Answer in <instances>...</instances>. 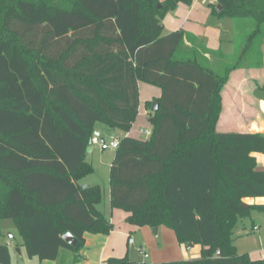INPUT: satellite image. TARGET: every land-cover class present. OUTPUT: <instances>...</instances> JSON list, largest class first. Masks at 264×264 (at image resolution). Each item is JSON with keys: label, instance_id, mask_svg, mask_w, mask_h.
<instances>
[{"label": "trees", "instance_id": "trees-1", "mask_svg": "<svg viewBox=\"0 0 264 264\" xmlns=\"http://www.w3.org/2000/svg\"><path fill=\"white\" fill-rule=\"evenodd\" d=\"M192 1L0 0V220L13 222L28 257L66 264L72 253L74 264L87 233L114 229L97 208L102 186L80 180L95 171L86 158L96 124L130 131L145 82L162 90L153 130L148 139L120 138L111 206L130 212L132 225L167 226L179 243L200 244L202 255L163 263L126 255L107 264H264L239 254L234 236L253 207L264 210L243 205L264 197L254 155L264 153V133L217 129L230 72L251 64L264 42V0L211 6L246 30L223 73L206 64V48L186 45L183 30L164 32L166 14ZM0 264H12L2 241Z\"/></svg>", "mask_w": 264, "mask_h": 264}, {"label": "crops", "instance_id": "crops-1", "mask_svg": "<svg viewBox=\"0 0 264 264\" xmlns=\"http://www.w3.org/2000/svg\"><path fill=\"white\" fill-rule=\"evenodd\" d=\"M213 4L215 2L212 0H193L191 4L179 3L174 11L168 12L164 17V32L183 30L186 45H197L206 48L207 51L204 53L206 64L216 72L223 73L225 68L236 60L238 48L236 36L246 30L241 22H237L230 17L220 18L213 15L211 8ZM253 51H255V54L261 53V59L257 58L252 60L251 64H245L232 70L229 80L222 89V111L217 122L218 131L264 133V42L261 47L255 48ZM139 92V113L130 131L125 132L121 129L111 128L104 123L96 124V128L101 130L100 137H103L105 141H110L113 138L120 139L123 136H132L139 139L150 137L145 133L146 130H153V110L149 104L161 97L162 90L155 85L139 82ZM105 129L109 130L105 131ZM143 135L147 137H143ZM89 153L87 152V154ZM115 154L116 149L115 153L109 157L111 164ZM254 155L260 167L264 168V154L254 153ZM86 159L88 160V155ZM80 183L88 186L97 184L102 186L103 200L97 205V208L110 219L114 229L108 235L87 233L86 247L83 251L84 258L74 264H107L106 261L111 257L121 258L126 255L131 259V244H137L136 247L146 252L148 262L152 263L201 257L202 246L200 244L188 246L179 243L174 230L167 226H159L158 234L155 235L152 231L153 227H139L128 223L127 217L130 212L111 206L110 178H106L102 184L99 178L84 177L80 180ZM243 201L249 205H264V197H246ZM0 221L3 222V225H6V231L0 227L3 236L5 232L12 233L8 240L4 239L2 241L10 246L12 264H56V261H41L38 257H28L23 238L13 222L11 220ZM255 226L258 227L257 230H253ZM137 231L140 233L138 236L139 243L136 240L134 243H130L129 238H132ZM249 232L254 234L259 247L262 246L263 248L254 249L247 253L253 259H263L264 221L258 216L253 218ZM16 233L18 239L15 237ZM65 255L67 261L70 260L71 262L73 254L66 253ZM26 258L29 260H26ZM136 262H145V260Z\"/></svg>", "mask_w": 264, "mask_h": 264}, {"label": "rangeland", "instance_id": "rangeland-1", "mask_svg": "<svg viewBox=\"0 0 264 264\" xmlns=\"http://www.w3.org/2000/svg\"><path fill=\"white\" fill-rule=\"evenodd\" d=\"M257 55L258 54L254 55L255 58L253 60L257 59V57H258ZM263 123H264V120H263ZM105 128H107V127H105ZM106 130H109V129H105V131ZM104 133H106V132H104ZM145 136L146 135H143V137H145ZM106 139L109 140V138H107V137H106ZM92 147H93V151L88 154V161H90L93 164V166L95 167V171H94V173L87 175L85 178H99L101 183L103 184L104 181L106 180V178H110L111 161L109 160V157L113 153H115V149L109 148L107 150H101L99 145H93ZM256 216H258L259 218H261V220L264 221V210H261L258 207H253L251 209L250 213L248 215L242 217L238 222V226L235 229L234 236L236 239L237 252L239 254L247 253V252H250L254 249H262L263 248L262 246L259 247V243L257 242L254 234L249 232V229L251 228L252 223H253V218H256ZM257 223H258V221H257ZM0 227H2L4 231H6L5 230L6 225H3L2 221H0ZM139 234H140L139 231H137L134 233V236L132 237L134 239V241L135 240L137 241V243H139V241H138ZM10 235H12L11 232H5L4 236L2 238H0V242L3 241L4 239L8 240ZM15 237H17V239L19 238L17 233L15 234ZM136 245L137 244H135V245L131 244L130 245L131 250H132V255H131L132 258L131 259H134L136 261H143V260L149 261V259L145 257L144 253L142 251H140V249L138 247H136ZM262 253L264 254L263 251H262ZM26 260H29V259L26 258ZM56 264H62L61 260L56 261ZM66 264H71L70 260H68L66 262Z\"/></svg>", "mask_w": 264, "mask_h": 264}, {"label": "water", "instance_id": "water-1", "mask_svg": "<svg viewBox=\"0 0 264 264\" xmlns=\"http://www.w3.org/2000/svg\"><path fill=\"white\" fill-rule=\"evenodd\" d=\"M218 10H222V5H218L217 6ZM158 107H159V101L158 100H154L153 104H152V110L153 111H157L158 110ZM153 121V119H152ZM94 134L97 135V136H101V130L99 128H96L95 131H94ZM101 140L102 141H105V139L103 137H101ZM91 149L92 147L90 146L88 149H87V152H91ZM82 187L83 188H87L88 185L87 184H82ZM243 205L246 207V208H249V204L243 202ZM158 230H159V226H155L152 228V231L155 235L158 234ZM63 239L69 243L70 245H73V246H76L77 245V238L70 232H67L63 235Z\"/></svg>", "mask_w": 264, "mask_h": 264}, {"label": "built area", "instance_id": "built-area-1", "mask_svg": "<svg viewBox=\"0 0 264 264\" xmlns=\"http://www.w3.org/2000/svg\"><path fill=\"white\" fill-rule=\"evenodd\" d=\"M213 2H217V0H212ZM151 130H146L145 133L147 135H151ZM91 143L92 145H99V147L101 148V150H107L109 148H114V149H117L120 145V139L119 138H113L112 140L110 141H102L101 140V137L100 136H97V135H94L91 139ZM258 227L255 226L253 228V230H257ZM129 242L130 243H134V239L133 238H129ZM140 251H142L145 255V257L147 258L148 257V254L146 252H144L141 248H140ZM219 254V252H218Z\"/></svg>", "mask_w": 264, "mask_h": 264}]
</instances>
